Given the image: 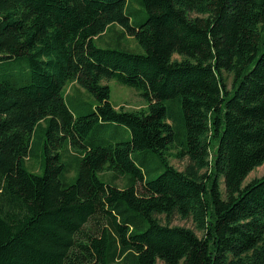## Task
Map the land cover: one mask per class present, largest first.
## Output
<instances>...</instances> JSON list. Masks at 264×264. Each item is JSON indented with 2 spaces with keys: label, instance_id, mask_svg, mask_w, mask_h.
Here are the masks:
<instances>
[{
  "label": "trees",
  "instance_id": "1",
  "mask_svg": "<svg viewBox=\"0 0 264 264\" xmlns=\"http://www.w3.org/2000/svg\"><path fill=\"white\" fill-rule=\"evenodd\" d=\"M263 162L264 0H0V264H264Z\"/></svg>",
  "mask_w": 264,
  "mask_h": 264
},
{
  "label": "rangeland",
  "instance_id": "2",
  "mask_svg": "<svg viewBox=\"0 0 264 264\" xmlns=\"http://www.w3.org/2000/svg\"><path fill=\"white\" fill-rule=\"evenodd\" d=\"M115 28V27H114ZM98 45H105L106 42H108L109 34L108 32L103 33L101 35V38H96ZM124 44L128 47L135 49L136 51H141V47L137 45V43L132 39V37L127 36ZM174 57H179L177 54H174ZM228 80L230 82L231 76L228 75ZM103 83H106L109 86L110 93H109V101L111 104L116 108L119 109L123 107V109L126 110H137L139 108L146 106V100L139 94V92L131 86H127L124 84L119 83L118 81L114 79L109 80H103ZM65 92L66 94L71 97V100L74 102V105L78 104L81 106H84L86 110L89 109V103H92L93 97L92 95L84 90L82 87H80L75 81L68 82L65 85ZM126 131L125 136H129V133ZM120 136H117L116 138H119ZM66 160V158L64 157ZM170 163L176 167L177 169L181 170L184 168V166L187 163V158L178 159L175 157H169ZM41 161V150L40 147H37L35 150V154L32 155L30 158L25 159L26 167L28 170H31L36 173H40L41 169H39V164ZM74 174V170L72 169L69 172V177H71ZM264 174V162L263 164L255 167L253 170L249 172V174L244 179L245 183L246 181L250 180L253 177H259ZM103 178H111V173L108 171L103 172L102 174ZM114 182L118 186H123L124 180L122 177H116L114 178ZM221 188L223 190V183H221ZM171 225H180L185 226L188 228L193 229L198 235H200V231L196 229L194 222L191 218H181L179 215L174 214L171 217L170 221Z\"/></svg>",
  "mask_w": 264,
  "mask_h": 264
}]
</instances>
